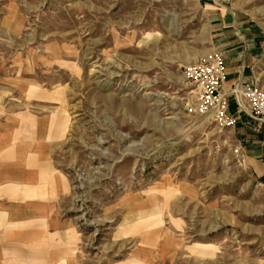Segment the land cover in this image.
Segmentation results:
<instances>
[{"label":"rangeland","instance_id":"obj_1","mask_svg":"<svg viewBox=\"0 0 264 264\" xmlns=\"http://www.w3.org/2000/svg\"><path fill=\"white\" fill-rule=\"evenodd\" d=\"M210 1L0 0L1 179L44 128L63 179L44 247L32 226L0 243L24 238L33 254L70 242L75 264H264V122L236 93L233 127L189 111L183 67L224 55ZM218 3L260 48L252 78L224 90L264 91V0Z\"/></svg>","mask_w":264,"mask_h":264},{"label":"crops","instance_id":"obj_2","mask_svg":"<svg viewBox=\"0 0 264 264\" xmlns=\"http://www.w3.org/2000/svg\"><path fill=\"white\" fill-rule=\"evenodd\" d=\"M217 1L220 0L210 1L208 14L212 21L213 39L217 41V46L225 55L227 79L224 89H229L237 80L247 82L252 78V65L260 53V48L252 40L245 43L246 41H240L236 37L234 22L237 21V17L230 15L231 10L227 5ZM232 103L229 110L236 113L237 106ZM44 129L40 131L38 137L35 130L34 138L22 140L24 158L21 161L10 160L11 169L8 180L1 179L3 171L0 164V196H5V201L0 202V230H2L0 241L3 237L9 236L12 228L32 226L36 227L34 230H37V240L35 241L38 244L36 245L44 247L43 244L47 243V240L41 238V235L43 231L45 237V234L49 232H47V228L51 225V220L54 222L55 206L52 201L46 200V198H48L49 188L56 186L60 189V181L63 179L58 176L54 179L55 171L49 161L43 157L46 155L42 143V139L45 137ZM2 136L1 134L0 138ZM0 148L3 149L2 144H0ZM24 224H28V226ZM32 231L27 234V237L32 236ZM27 246H29L28 242L24 241V238L17 244L0 243V264H75L70 242L66 247L60 249H57L56 244L48 249L44 248L45 250L32 249L35 252L33 254L27 248L20 250L21 247Z\"/></svg>","mask_w":264,"mask_h":264},{"label":"built area","instance_id":"obj_3","mask_svg":"<svg viewBox=\"0 0 264 264\" xmlns=\"http://www.w3.org/2000/svg\"><path fill=\"white\" fill-rule=\"evenodd\" d=\"M183 75L193 87L194 100L189 111L209 117L220 127H233L239 116L229 112L230 93L243 97L244 104H240V111L248 113L260 123L264 122V91L257 84L246 85L244 89L233 88L230 92L224 90L227 79L224 55L217 50H209L204 56L185 65ZM239 153V148H235Z\"/></svg>","mask_w":264,"mask_h":264},{"label":"bare ground","instance_id":"obj_4","mask_svg":"<svg viewBox=\"0 0 264 264\" xmlns=\"http://www.w3.org/2000/svg\"><path fill=\"white\" fill-rule=\"evenodd\" d=\"M131 264H140V261L137 258H135L134 261L131 262Z\"/></svg>","mask_w":264,"mask_h":264}]
</instances>
